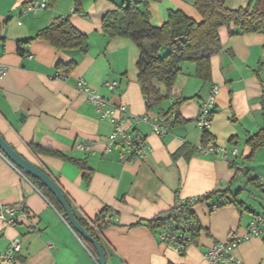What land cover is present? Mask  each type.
<instances>
[{"label":"crops","instance_id":"1","mask_svg":"<svg viewBox=\"0 0 264 264\" xmlns=\"http://www.w3.org/2000/svg\"><path fill=\"white\" fill-rule=\"evenodd\" d=\"M43 1L47 8L30 9L33 2ZM249 1L226 0V6L237 10ZM118 5L119 1L83 0L82 12L76 13L71 0L54 5L49 0H0V62L7 68L0 81V134L56 181L77 219L90 221L104 210L112 211L114 220L102 232L107 264H209L205 255L211 247L226 243L232 233L247 235L253 217H264V147L250 157L248 144L264 129V34L232 36L233 28L220 29L222 51L211 59V82L204 84L195 76V65L184 63L170 99L148 110L137 80L138 46L103 32L104 17ZM171 10L202 22L192 0H148L156 28L167 22ZM59 17H68L88 36V55L60 52L42 40L25 46L24 55L19 53L20 42L34 38ZM73 61L78 67L66 75L62 67ZM80 81L112 106L128 108L125 128L146 139L152 148L148 156L133 162L120 158L121 147L108 140L111 124L100 119L79 91ZM109 82L118 86L110 91ZM214 86L219 95L207 133L220 151L204 155L199 152L203 133L196 120ZM174 105H179L185 122L174 125L165 137L153 134L149 123L136 121L158 117ZM80 145L86 149L80 150ZM34 147L63 154L83 167L38 153ZM184 147L187 153L197 152L189 159H174ZM86 173L91 175L89 184ZM217 192L225 194L227 205L218 203L219 194L193 208L200 232L184 253L162 240L164 230L145 224L167 217L179 200ZM0 204L23 209L14 226L0 219V255L14 240L21 244L14 264H97L98 257L32 176L1 153ZM234 254L243 264H264V232L243 240Z\"/></svg>","mask_w":264,"mask_h":264},{"label":"trees","instance_id":"2","mask_svg":"<svg viewBox=\"0 0 264 264\" xmlns=\"http://www.w3.org/2000/svg\"><path fill=\"white\" fill-rule=\"evenodd\" d=\"M49 1L54 5L58 0ZM71 1L75 5V12L81 13L83 0ZM108 1L114 3L119 1V5L117 10L107 13L104 17L103 32L110 39L121 37L133 41L138 46L140 56L137 63L139 71L137 80L148 110L162 105L170 99L172 89L182 71L181 65L184 63L195 65V76L204 84L211 82V59L222 51L220 29L233 28V31L230 32L232 36L264 34V0H250L246 7L237 10L227 8L226 0H192L194 8L202 18L201 23L196 22L180 10H171L168 13L167 22L160 28L151 24L148 0ZM35 40L45 41L60 52H78L82 57L88 55L89 51L88 36L80 33L71 24L68 17L56 18L49 27L40 31L34 38L20 42L19 53L24 55L25 46L30 45ZM77 67L78 63L73 61L62 68L63 72L69 75ZM178 107L179 105H174L168 112L162 114L176 112L177 120L174 125L185 122L180 119ZM211 140L213 139L209 133H203L202 146L207 145ZM248 144L252 148L250 156L252 157L258 149L264 147V129L250 138ZM34 149L43 155L61 158L83 167L79 161L58 152L39 147H34ZM194 152H197V149L187 153V148L184 147L174 154L173 158L177 159L184 156L189 159ZM84 169L86 170V168ZM90 178L91 175L86 173V184L90 183ZM32 179L58 211L66 217L62 206L52 192L37 179L33 177ZM219 194L217 192L204 196V201L213 199ZM220 195L218 203L221 206L227 205L224 199L225 194ZM190 214L196 220L193 211ZM111 215L112 211L107 209L93 220L77 219L82 227L100 243L105 252L106 247L102 241V232L112 224L105 221ZM145 224L151 230H164L166 226L178 230L182 224L181 214H178L174 207L167 217L160 216L147 221ZM199 232L198 224V227L192 230L193 243H195ZM79 237L96 257L97 253L94 246L81 236Z\"/></svg>","mask_w":264,"mask_h":264},{"label":"built area","instance_id":"3","mask_svg":"<svg viewBox=\"0 0 264 264\" xmlns=\"http://www.w3.org/2000/svg\"><path fill=\"white\" fill-rule=\"evenodd\" d=\"M47 7V1L40 3L33 2L30 9L36 11ZM1 38L2 30L0 28V39ZM6 73V66L0 62V81L6 76ZM63 79L66 80L67 76H64ZM117 86L116 82L106 83V87L110 91H113ZM78 89L86 95L88 103L95 108V111L100 119L106 120L111 124L113 130L108 136V140L111 144L121 147L122 152L120 154V158L122 160L127 162L142 160L152 152V148L146 139L128 131L125 128V120L129 114L128 108L125 105L112 106L106 98L83 81L78 83ZM218 95L219 88L214 86L211 88L208 98L201 103L196 125L202 133L208 132L212 124ZM176 120V112L161 115L153 119H150L148 116L136 118L137 122L149 123L152 127L153 134L159 137H165L168 135ZM78 148L80 150L86 149L83 145L78 146ZM218 151L220 150H218L213 140H211L207 145L199 148V152L204 155H214ZM107 152H110V149H108ZM233 155H237V150L233 151ZM204 199L205 198L202 196L190 198L188 200H179L177 202L175 208L178 214H181L182 224L178 230H173L170 226H166L164 228L162 240L168 246L174 248L178 252L184 253L193 244L191 234L192 230L198 227V222L193 219L190 212L198 203L203 202ZM22 212L23 209L19 206H6L0 204V219L8 226H14L17 222V215ZM113 220L114 215L112 214L111 216H108L105 221L112 223ZM263 232L264 217L255 216L250 222L247 235L241 236L237 233L230 234L226 243L216 244L211 247L205 255V258L209 264H243V262L235 256L234 251L243 242V240L254 236H260ZM20 250V241L14 240L11 243L10 248L4 254L0 255V264H14L16 255L20 252Z\"/></svg>","mask_w":264,"mask_h":264},{"label":"water","instance_id":"4","mask_svg":"<svg viewBox=\"0 0 264 264\" xmlns=\"http://www.w3.org/2000/svg\"><path fill=\"white\" fill-rule=\"evenodd\" d=\"M0 151L15 167L23 171L25 174L36 178L43 184V186H45L52 192L59 204L62 206L66 218L73 230L84 240L88 241L94 246L98 257L97 264H107L106 252L101 247L100 243L96 239H94L93 236L89 234L77 220L64 196V193L62 192L60 186L56 183V181L48 174H46L43 170H41L39 167L28 162L14 149H12V147L6 142V140L2 137L1 134Z\"/></svg>","mask_w":264,"mask_h":264}]
</instances>
